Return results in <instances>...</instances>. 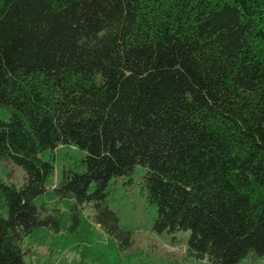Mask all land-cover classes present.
I'll list each match as a JSON object with an SVG mask.
<instances>
[{
  "label": "trees",
  "instance_id": "1",
  "mask_svg": "<svg viewBox=\"0 0 264 264\" xmlns=\"http://www.w3.org/2000/svg\"><path fill=\"white\" fill-rule=\"evenodd\" d=\"M60 147L85 154L55 189L73 228L92 205L130 250L109 188L142 169L155 234L189 233L170 243L194 261L264 258V0H0V159L26 174L0 179V264L63 225L40 204Z\"/></svg>",
  "mask_w": 264,
  "mask_h": 264
},
{
  "label": "rangeland",
  "instance_id": "2",
  "mask_svg": "<svg viewBox=\"0 0 264 264\" xmlns=\"http://www.w3.org/2000/svg\"><path fill=\"white\" fill-rule=\"evenodd\" d=\"M83 156L84 153L66 147L48 155L53 157L54 173L40 204L63 225L59 230L45 229L25 241L27 264H111L110 255L119 258L120 264H210L192 260L185 244L170 243L174 236L186 237L189 233L157 235L152 231L157 212L147 200L142 169L131 177L116 179L109 188L110 206L117 213L120 226L133 232L134 245L130 250L121 252L115 248L113 241L94 223L92 205L84 207L80 227L73 228L70 203L57 197L55 189L66 172L80 170ZM0 179L20 188L26 182V174L22 167L0 159ZM239 264H264V258L249 256Z\"/></svg>",
  "mask_w": 264,
  "mask_h": 264
}]
</instances>
